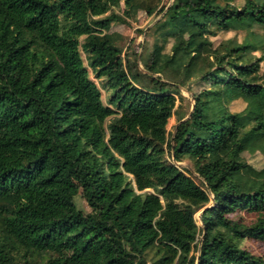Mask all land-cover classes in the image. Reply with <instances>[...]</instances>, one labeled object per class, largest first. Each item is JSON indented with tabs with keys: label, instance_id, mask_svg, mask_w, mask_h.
<instances>
[{
	"label": "trees",
	"instance_id": "trees-1",
	"mask_svg": "<svg viewBox=\"0 0 264 264\" xmlns=\"http://www.w3.org/2000/svg\"><path fill=\"white\" fill-rule=\"evenodd\" d=\"M72 2L0 0V264H264V0Z\"/></svg>",
	"mask_w": 264,
	"mask_h": 264
},
{
	"label": "rangeland",
	"instance_id": "rangeland-1",
	"mask_svg": "<svg viewBox=\"0 0 264 264\" xmlns=\"http://www.w3.org/2000/svg\"><path fill=\"white\" fill-rule=\"evenodd\" d=\"M86 0H73L71 7L73 9H82L84 7V3ZM243 0H238V3H242ZM105 13L102 12H96L95 16L100 17L103 16ZM160 18V17H159ZM155 19L153 20L152 18H146L143 19L141 21V24H135L133 25V28H123V27H119L117 28L118 31L123 32L125 35H127L132 41L131 44V48L128 49L127 52H131L135 49H138V45L139 44H143L144 42L147 43H151L152 42V28L155 25V23L157 22V20L159 19ZM153 20V21H152ZM115 29V30H117ZM139 29V30H144V33H136L135 30ZM198 32L197 29L193 28V26L189 25L186 26L185 28H183L182 32H181V36L184 38L189 37L190 35H192L193 33ZM254 32V31H253ZM151 33L150 36H147V34ZM255 36H258L259 40H264V29H257L255 30ZM253 38L252 32L250 33V31L248 30L247 27L245 26H241L239 27L238 30L235 31H230V32H224V33H220L218 36L211 38V41L213 42V49H220L221 45L224 42H227L229 40H235L239 43L245 41V40H251ZM255 54L257 56H260L261 52H255ZM82 57L84 58V62L86 63L84 54L82 53ZM125 64V59H124V55H122L115 63L114 67L116 69L122 68L124 67ZM263 70H264V63H263ZM90 71V69H89ZM139 71L140 73L144 74L141 66L139 67ZM92 79L99 84V86L101 87V82H98L93 76ZM182 94L185 98L190 99V93L187 92L186 90H182ZM102 95H103V99L106 100L107 98V93L102 90ZM168 102L174 106L178 105V98L175 96H169L168 97ZM187 105V102L185 103V106ZM241 108L240 104H235L233 106V110H239ZM175 125H176V120L175 118H171L169 121V125L167 127V130L169 131L170 134V138L172 141H174L175 137H176V131H175ZM241 154L243 157H245L246 159L249 160V163L251 164L252 168H251V172L258 178L260 179H264V158L255 153V150L252 147H245L242 149ZM181 166H186V163H181ZM75 203L78 207V209L88 213L89 207L87 206L84 198L82 197L81 192L78 194V196H76L75 198ZM238 217H243V219L247 222H249L251 220V217L248 216L245 212H242L239 214ZM198 218V216H197ZM244 246L250 250H252L255 253L258 254H263L264 253V247L263 245L248 240L244 243ZM68 264H72V263H68Z\"/></svg>",
	"mask_w": 264,
	"mask_h": 264
}]
</instances>
